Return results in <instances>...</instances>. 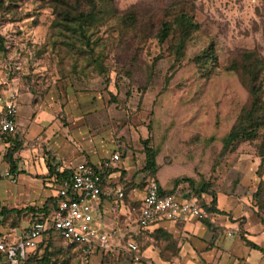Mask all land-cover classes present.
Wrapping results in <instances>:
<instances>
[{"label": "rangeland", "instance_id": "374dc122", "mask_svg": "<svg viewBox=\"0 0 264 264\" xmlns=\"http://www.w3.org/2000/svg\"><path fill=\"white\" fill-rule=\"evenodd\" d=\"M60 2L0 0L6 49L0 46V93L16 88L18 96L28 91L36 100L31 103L22 93L18 115L27 140L50 136L51 152L35 139L45 163L47 152L64 166L69 160L80 162L82 153L97 161L122 145L128 156L119 163L130 167L132 162L136 169L128 178L123 172L119 184L138 187L150 176L142 170V141L148 138L160 167H170L162 174L190 177L195 186L208 181L216 194L223 192L251 209L264 228V162L258 140L221 153L223 137L249 103L239 73L228 67L243 51L254 50L264 59V0H114L118 13L134 7L146 29L124 31L116 17H105L87 31L90 45L58 23L54 7ZM180 11L199 28L182 59L174 62V39L159 42L155 35L158 20ZM210 44L216 61L197 64L194 58ZM73 93L81 96L73 101L74 112L64 105ZM33 115L38 122L31 121ZM4 168L0 164V171ZM17 174L15 182L0 178V209L33 206L56 193L48 178ZM21 215L17 218L23 226ZM137 243L140 253L148 244ZM55 245L48 263L37 264H95L97 258L98 264L135 263L123 254L85 257L62 242Z\"/></svg>", "mask_w": 264, "mask_h": 264}, {"label": "crops", "instance_id": "0c3cea01", "mask_svg": "<svg viewBox=\"0 0 264 264\" xmlns=\"http://www.w3.org/2000/svg\"><path fill=\"white\" fill-rule=\"evenodd\" d=\"M50 90L47 92L46 96H48ZM22 93H25L27 101H31L32 103V95L28 91ZM22 93H20L19 96ZM73 95V99L64 102L66 109L68 108L72 112L76 110V104L73 101H77V99L81 97L79 94L75 95L73 93ZM19 96L18 104H20ZM82 101L87 102L88 99ZM71 102L73 103L70 105ZM61 111L62 109L57 111L56 114ZM60 115L62 116V114ZM34 118H37L36 121L38 122L39 118L36 117V115L31 117V121L34 120ZM45 127H47V125H44V128ZM23 128L25 127L21 125L18 115L17 130L23 137L24 143L20 151L14 155L16 159V172L14 174L11 173L10 176L7 177L10 178L12 182H15V176L18 172L27 171L31 175L42 177L47 172L45 159L40 155L35 139L38 138L39 142L45 143V148L51 152L49 145L50 136H48V138L37 136L29 141L25 137ZM58 130L59 129L55 130L54 133H57ZM61 143L63 142L61 141ZM6 147L7 143L5 140L3 149H0V164L5 166L4 170H9L8 165L3 160ZM118 147V149L113 150L109 155L103 156L97 161H91L90 158L92 157L82 153V160L80 162L73 163V161L69 160V164L64 165V167L75 166L82 162L99 165L114 152L120 154L121 161L122 158L125 159L128 154L123 150L124 146L118 145ZM35 155L40 157L37 158ZM120 161L106 171L105 185H117L122 188L124 192L122 203H119L113 196L110 198L102 196L97 206V219L102 223L105 232H113L114 234L116 232L118 235L117 238L132 236L136 242L137 240L142 244H147L148 242L141 251V261L130 264H264V228L258 221H254L251 209L245 206H239L238 204L236 205V200L231 196L228 197L223 192L217 193L216 208L219 212L208 213L205 211L206 216H199L187 221L161 220L148 228H141L137 224V217L140 202L144 196L149 180L153 179L163 190H171L174 187L175 180L179 178V176L177 173L172 172H168L167 175L162 174L163 171H168L170 167H160L156 158V173L153 175L149 171H146L150 176L145 180L144 184L138 187H131L130 185L127 186L128 182H126L120 185L121 174L125 172L128 178L136 169L132 162L129 167L123 166L122 162L119 163ZM144 165L145 154L142 166L143 171H145L143 169ZM155 176L159 182L156 180ZM126 177L124 179H127ZM188 187L189 184L183 182L180 183L178 189H187ZM55 195L56 193L52 192L42 200L43 202L36 205L33 204V206L42 207L47 199L55 197ZM211 199V196L205 193L201 195V200L207 205L210 203ZM3 209L5 208L0 209V226H2L0 231H14L12 233L17 234L29 223L28 216H24L25 224L23 226L20 225L19 222L16 225H12V221H15L14 215H12V217L7 216L8 223L3 225V219L6 217L2 213ZM239 218H244V220H239ZM204 219L207 220L208 224L203 222ZM246 241L255 244L257 247L247 244ZM110 253H116V251L113 250ZM94 255L102 256L100 253ZM93 263L98 264V258L95 262L93 260Z\"/></svg>", "mask_w": 264, "mask_h": 264}, {"label": "built area", "instance_id": "2783aa9c", "mask_svg": "<svg viewBox=\"0 0 264 264\" xmlns=\"http://www.w3.org/2000/svg\"><path fill=\"white\" fill-rule=\"evenodd\" d=\"M18 90L8 88L0 93V149L7 136L17 130ZM114 152L99 165L82 162L65 168L64 176L48 177L56 189L55 202L44 219L33 220L19 233L0 231V264H24L28 256L41 247L54 230L68 244L79 246L83 256L96 253L109 254L113 250L123 253L133 262H140L138 243L132 236L117 238L113 232H105L97 219V206L102 196L115 197L122 203L124 192L117 185H105L106 171L120 160ZM9 170L0 171V178L9 177ZM117 202V203H118ZM206 216L197 199H184L170 193H161L158 184L149 180L140 202L137 224L148 228L161 220H183Z\"/></svg>", "mask_w": 264, "mask_h": 264}, {"label": "trees", "instance_id": "16d2710c", "mask_svg": "<svg viewBox=\"0 0 264 264\" xmlns=\"http://www.w3.org/2000/svg\"><path fill=\"white\" fill-rule=\"evenodd\" d=\"M114 0H61L60 5L54 7V14L57 17L58 23L64 27V29L71 31L78 35L81 39L85 40L86 45H90L89 36L87 31L92 27L95 22H101V19L105 17H116L120 22L121 29L124 31L130 29L131 31L139 30L142 32L146 29V24L138 20V16L134 7H131L125 13H118L113 7ZM199 28L198 24L187 13L180 11L170 16V19L164 18L158 20L157 34L155 38L159 42H164L168 38L174 39L173 54L174 62H178L184 56V49L187 42ZM0 46L5 49V42L2 35H0ZM241 59L230 64L228 69L235 70L239 73L241 82L246 86L249 94L248 106L241 109L240 114L236 117L233 125L229 129L228 133L222 139L221 153L231 152L235 146L242 141H254L258 140L257 150L261 156V163L264 162V59L254 50L243 51L241 53ZM195 62L199 65H204L207 61H216V56L212 51L211 44L208 45L202 53L194 58ZM33 93V91H32ZM36 100L33 98L32 103ZM6 151L4 155V162L9 167L10 173L16 172V159L14 155L20 151L24 143L23 137L18 130L13 134H10L6 138ZM143 152L145 154V165L143 169L149 171L153 175L156 173V156L157 150L149 146V139L146 138L142 141ZM47 172L43 177L53 176L55 179L58 176H64L68 173V169L59 172L57 170L59 166V160L50 153L47 152ZM55 160L57 163H55ZM186 182L189 184L187 189H178L180 183ZM158 184V183H157ZM159 191L161 193H170L177 195L184 199L195 198L200 201L201 207L208 213L219 212L216 208L217 194L211 184L206 181L202 184L195 186L194 180L190 177H179L175 180L174 187L171 190H163L158 184ZM205 193L211 196V201L207 205L201 200V195ZM55 202V197L49 198L43 204L42 207L27 206L21 209L6 208L2 210L5 214V218L10 215H14L12 225H16L19 221V217L28 216L29 222L38 219H44L50 212L52 205ZM10 213V214H8ZM12 213V214H11ZM17 216H19L17 218ZM203 222L208 224L207 220ZM55 242H62L68 248H73L77 252L81 253L80 248L76 244H68L62 239L57 232L51 230L49 232L48 239L43 243L41 247L31 253L24 264H37L48 263L52 250L56 248ZM247 244L257 247L255 244L246 241ZM60 250V249H58ZM82 254V253H81ZM105 256V254H103Z\"/></svg>", "mask_w": 264, "mask_h": 264}]
</instances>
